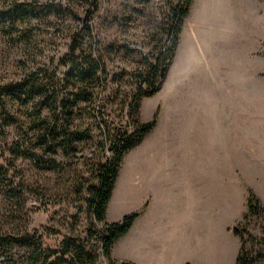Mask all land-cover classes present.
<instances>
[{
  "label": "rangeland",
  "instance_id": "rangeland-1",
  "mask_svg": "<svg viewBox=\"0 0 264 264\" xmlns=\"http://www.w3.org/2000/svg\"><path fill=\"white\" fill-rule=\"evenodd\" d=\"M160 3L161 0H101L98 12L88 23L91 32L85 33V47L93 56H104L108 71L107 89L103 96L110 98L107 105L111 111L109 119H115V110L122 107L136 91V83L131 75L141 68L142 54L151 50L155 43L153 37L160 33ZM18 4L28 9V16L16 14L15 6ZM89 9L91 0H0V87L20 82L37 69L43 70L45 67L49 71L54 70L58 58L67 52L73 36L81 33L85 27L84 16ZM199 16L202 15L198 12H189L183 21L167 77L155 95L142 100L139 118L142 122H147L158 111L154 128L157 130L150 136L159 140L164 134L162 130L167 127L169 114L178 110L202 109L207 82L218 79L221 84L222 75L224 93L221 107L225 115L223 131L218 132V142L222 144L212 153L222 154L224 165L198 169L197 173L206 177L202 181L196 180L194 175L182 174L181 180L176 182L175 186L178 192H182L183 206L186 208L182 210L185 228L188 230L189 224L191 225V236L188 232L185 236L174 232L173 240L176 251H179L178 241H186L183 257L187 264H235L240 242L238 237L233 236L231 229L242 220L246 212L239 220L234 221L239 215L237 209L239 210L241 200V196L240 200L238 198L237 186L244 190V184L237 182L235 169L226 163L231 162L233 152L230 143L233 139L231 127L232 114L236 112L228 80L232 72L235 79L238 73L242 76L254 68L264 71V51H199L191 38L195 20ZM231 63L238 65L239 70L227 69V65ZM56 69L60 75L62 68ZM261 76L264 77V73ZM6 102L9 112L16 117V122L2 129L0 127V155H4L14 166L13 185L15 183L16 191L21 193L22 202L19 204L14 199L0 195V231L12 234L22 231L41 234L46 228L59 231L55 236L47 233L44 236V244L50 245L57 243L65 235L84 238V231L90 225L100 229L101 226L90 217L84 202H75L76 197L73 195L74 187L81 177L86 176L88 165L94 159L108 156L106 150L98 147L101 135L96 128H92L94 113L85 107V110L76 115L74 125L91 126L94 137L79 142L77 151L71 156H64L60 151L52 155L39 148L35 149L41 158L51 157L59 164L58 168L47 170L35 165L25 155L16 157L12 154L11 149H16V143L27 140L30 116L27 109L15 101L10 99ZM255 111L256 156L250 157L255 180L250 185L258 191L257 194L264 203V155L257 152H261L262 146L264 148L263 105H257ZM23 149L25 145L21 151ZM171 152H174L177 160L187 159L184 151L176 149ZM136 153L137 146L124 158L107 207L108 222L118 221L123 215L132 212H141V203L137 202L135 195L137 189L142 190L147 185L136 174ZM179 170L188 171L184 168ZM123 174H126L125 180ZM222 188L225 191L229 189L232 194L223 204L215 198V192H220ZM113 197L118 205L117 210ZM249 231L264 239V221L253 217ZM141 238H144V234L141 236L134 222L130 230L114 245L111 251L113 259L133 264L137 260L142 261ZM149 242L152 240L149 239ZM93 245L96 246V243ZM246 247L249 250L259 248H253L251 244ZM11 254L16 264H28L23 250L14 247ZM96 264L108 262L99 254ZM258 264H264V261Z\"/></svg>",
  "mask_w": 264,
  "mask_h": 264
},
{
  "label": "trees",
  "instance_id": "trees-1",
  "mask_svg": "<svg viewBox=\"0 0 264 264\" xmlns=\"http://www.w3.org/2000/svg\"><path fill=\"white\" fill-rule=\"evenodd\" d=\"M260 1L264 3V0ZM192 4L193 0H161L158 7L160 33L153 37L155 43L151 50L142 54L141 68L131 75L136 91L122 107L115 110V119H109L111 111L107 105L110 98L103 96L108 83L104 56H93L85 47V33L91 32L88 23L98 12L101 0H91V9L84 16L85 27L73 36L67 52L58 58L54 70L49 71L45 67L37 69L20 82L0 87L1 129L16 122V117L8 110L7 100L25 107L30 116L27 140L16 143V149H11L16 157L25 155L35 165L47 170L58 168L54 158L43 159L35 149L52 155L60 151L69 157L77 151L79 142L93 139L91 126L74 125L76 115L85 109L94 113L92 128H96L101 135L98 147L108 152V156L94 159L88 165L86 176L81 177L73 191L74 201L84 202L90 217L101 226L100 229L90 225L84 231V238L65 235L50 245L44 244V236L46 233L55 236L59 231L47 228L41 234L0 231V264H16L11 254L14 247L25 252L28 264H96L99 254L108 264H133L117 262L111 251L117 240L130 230L139 213L132 212L118 221L108 222L107 207L126 154L140 144L157 124L158 111L151 120H140L141 102L161 89L174 59L183 21L189 15ZM15 10L16 14L28 16L29 11L22 4L16 5ZM58 67L62 68L60 75ZM24 145L25 149L21 151ZM13 170L10 161L0 155V195L20 204L22 196L16 191L15 183L13 185ZM247 195V211L231 229L240 242L235 264L264 261V239L249 231L253 217L264 221V207L251 189ZM247 244L261 249H246Z\"/></svg>",
  "mask_w": 264,
  "mask_h": 264
},
{
  "label": "crops",
  "instance_id": "crops-1",
  "mask_svg": "<svg viewBox=\"0 0 264 264\" xmlns=\"http://www.w3.org/2000/svg\"><path fill=\"white\" fill-rule=\"evenodd\" d=\"M193 12L202 15L195 20V30L191 34L199 51H264V3L260 0H193L190 13ZM227 69L239 70V66L231 63ZM232 73L228 82L236 112L232 114L231 127L233 152L231 162L226 163L235 169L237 182L244 184V190L237 186L239 200L241 196L239 215L234 220L237 221L247 211V189L256 194L264 207L258 191L250 185L255 180L250 160L256 153L255 109L259 104L264 107V77L261 76L264 71L254 68L242 76L238 73L235 79ZM220 80L221 84L218 79L207 82L202 109L169 114L167 127L162 130L164 134L159 140L150 136L156 133L157 129H154L137 145L136 174L147 186L137 189L135 195L141 203L135 223L144 238L140 239L142 261L137 260L134 264L188 263L183 257L186 241H178L179 251L174 249V232L183 236L188 232L191 236V225L187 230L184 224L183 194L178 192L175 184L182 174L194 175L196 180L202 181L206 177L197 173L198 169L224 165L222 154L212 153L222 144L218 142V132L224 128L222 75ZM175 148L184 151L187 159L177 160L171 152ZM257 152L264 155L263 146L261 152ZM182 168L188 171H180ZM231 195L229 189L215 192V198L222 204ZM170 247H173L172 251H169Z\"/></svg>",
  "mask_w": 264,
  "mask_h": 264
},
{
  "label": "bare ground",
  "instance_id": "bare-ground-1",
  "mask_svg": "<svg viewBox=\"0 0 264 264\" xmlns=\"http://www.w3.org/2000/svg\"><path fill=\"white\" fill-rule=\"evenodd\" d=\"M127 183V182H126ZM127 186H128V184H127ZM128 189V188H127ZM113 202H114V204H116V202H115V200L113 199ZM111 204H112V202H111ZM126 204H128V203H126ZM117 205V204H116ZM129 205V204H128ZM117 207H118V205L115 207V210H117Z\"/></svg>",
  "mask_w": 264,
  "mask_h": 264
}]
</instances>
